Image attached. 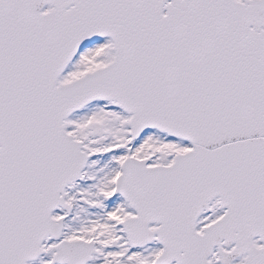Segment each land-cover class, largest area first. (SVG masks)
<instances>
[{"label":"snow or ice","instance_id":"snow-or-ice-1","mask_svg":"<svg viewBox=\"0 0 264 264\" xmlns=\"http://www.w3.org/2000/svg\"><path fill=\"white\" fill-rule=\"evenodd\" d=\"M0 264H264V0H0Z\"/></svg>","mask_w":264,"mask_h":264}]
</instances>
